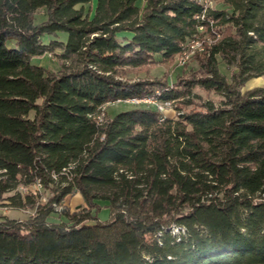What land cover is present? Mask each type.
<instances>
[{
  "label": "trees",
  "instance_id": "obj_1",
  "mask_svg": "<svg viewBox=\"0 0 264 264\" xmlns=\"http://www.w3.org/2000/svg\"><path fill=\"white\" fill-rule=\"evenodd\" d=\"M204 10L200 0H0V202L16 190L8 200L35 205L18 189L40 180L56 186L50 203L78 192L87 205L67 223L0 218V264H264V87L242 92L264 76V0ZM214 26L222 36L197 55L201 76L177 87L129 77ZM57 51V73L32 64ZM220 60L236 69L231 81ZM198 86L222 102L98 122L118 100L190 106Z\"/></svg>",
  "mask_w": 264,
  "mask_h": 264
},
{
  "label": "rangeland",
  "instance_id": "obj_2",
  "mask_svg": "<svg viewBox=\"0 0 264 264\" xmlns=\"http://www.w3.org/2000/svg\"><path fill=\"white\" fill-rule=\"evenodd\" d=\"M200 1L205 5H208L211 9L224 8V0ZM95 3L96 1L93 3V5ZM88 7L89 5H86V8ZM46 19L47 17L45 15L44 10H40L36 15V23H41ZM214 32H218L222 36V32L219 30V28L215 26L211 32L207 31V33L201 35L202 37H200V42L203 44L204 50L199 49V51H196L195 54L185 64H182V57L185 56V53L178 55L176 58L168 62H161L160 57H158L157 63L155 65L150 66L149 69L147 68L148 73L145 69L141 70L140 72H136L135 70H133L130 72L129 77L132 78V80H154L155 78H167L169 83L173 87H177V84L179 83L191 80L195 76H201L199 71V58L197 57V55H201L205 52L208 46H211L217 42L216 40L218 39L215 38ZM209 36L211 38H209ZM46 38L49 39V36H46L45 39ZM54 39H58L60 41H67L68 35L60 33L57 37H54ZM57 54H59V51H57L56 53H46L42 56H35L32 58V64L43 67L48 72L57 73L61 68L60 60ZM219 67L222 74H224L227 79L231 81L233 73L236 69L228 67L221 60L219 62ZM259 87H264V76L250 79L243 87L242 92L254 90ZM193 95L200 97L198 99L193 98L194 96L191 97L193 99L194 104L187 106L182 103V99L178 100L177 102L174 101L171 103V106L167 108V110L164 112V115L170 118L177 119L179 117V114L181 113H187L197 108L200 109V106L204 102L212 101L215 105H219L223 100V97L221 95L215 92H208L199 86L193 88ZM147 102L158 101L143 98L133 99V101L127 102H111L104 106L103 113L100 116H103L104 119H107L108 117H114L122 111L130 110L133 108L155 107L160 111V107L157 104ZM104 119H102V121ZM55 188L56 186H52L51 188H49L45 187L44 185L36 186L34 184L28 188L21 186L18 190L22 193V195L31 194L35 196V205H19L12 203L10 200L7 199V197L15 195L17 191L15 190L7 193L5 195V200L0 202V218H3L4 220L8 221H15L16 223L26 224L30 220L36 218L42 219L43 217H46L49 223L60 224L69 222L68 215H72L87 206L83 196L78 192H75L74 194L66 197L62 203H50L51 198L55 195ZM50 209L52 210L51 212H49ZM97 217L101 222L109 221L112 217L111 209L107 206L106 202L101 203L100 209L97 211ZM85 223L91 222L87 221ZM173 232L176 234L183 233L177 228H174Z\"/></svg>",
  "mask_w": 264,
  "mask_h": 264
},
{
  "label": "built area",
  "instance_id": "obj_3",
  "mask_svg": "<svg viewBox=\"0 0 264 264\" xmlns=\"http://www.w3.org/2000/svg\"><path fill=\"white\" fill-rule=\"evenodd\" d=\"M204 14L201 15V18H205V12L209 9H211L208 5L204 4ZM200 18V16H198ZM210 22H214V20L210 19ZM200 33H207L206 28L200 27L199 28V33L194 36L186 45H185V56L182 57V64H185L193 55H194V42L197 40L198 37H200ZM209 38H211L209 36ZM127 101H133V99H126V100H118L117 102H127ZM147 103H155L160 107V114H161V120L163 121L164 118L166 117L164 115V112L171 106V103L167 102H147ZM103 116H98V122L102 123ZM36 186H42L43 184L41 183L40 180L36 181L34 183ZM26 188V187H25ZM28 188V187H27Z\"/></svg>",
  "mask_w": 264,
  "mask_h": 264
},
{
  "label": "bare ground",
  "instance_id": "obj_4",
  "mask_svg": "<svg viewBox=\"0 0 264 264\" xmlns=\"http://www.w3.org/2000/svg\"><path fill=\"white\" fill-rule=\"evenodd\" d=\"M204 33H200V37H202L201 35H203ZM214 36L216 39H220L221 38V35L218 33V32H214ZM200 37L197 38V40L194 42V54L196 51H199V49L201 50H204V46L203 44L200 42ZM202 40V38H201ZM183 54L185 53V49L184 51L182 52ZM146 99H151L153 101H157L156 99L154 98H146ZM159 102V101H158Z\"/></svg>",
  "mask_w": 264,
  "mask_h": 264
}]
</instances>
